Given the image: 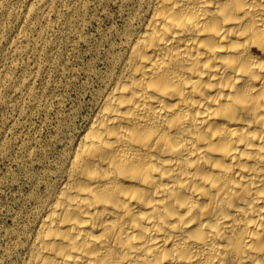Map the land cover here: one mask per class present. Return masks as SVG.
Listing matches in <instances>:
<instances>
[{"label":"bare ground","instance_id":"1","mask_svg":"<svg viewBox=\"0 0 264 264\" xmlns=\"http://www.w3.org/2000/svg\"><path fill=\"white\" fill-rule=\"evenodd\" d=\"M142 1L25 264H264V0Z\"/></svg>","mask_w":264,"mask_h":264},{"label":"rangeland","instance_id":"2","mask_svg":"<svg viewBox=\"0 0 264 264\" xmlns=\"http://www.w3.org/2000/svg\"><path fill=\"white\" fill-rule=\"evenodd\" d=\"M38 1L0 0V264H25L39 199L60 179L146 9L142 0H52L44 21Z\"/></svg>","mask_w":264,"mask_h":264}]
</instances>
